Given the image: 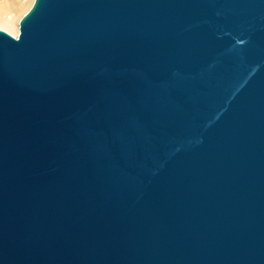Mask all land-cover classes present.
Instances as JSON below:
<instances>
[{
    "label": "water",
    "instance_id": "water-1",
    "mask_svg": "<svg viewBox=\"0 0 264 264\" xmlns=\"http://www.w3.org/2000/svg\"><path fill=\"white\" fill-rule=\"evenodd\" d=\"M0 30V264H264V0H34Z\"/></svg>",
    "mask_w": 264,
    "mask_h": 264
},
{
    "label": "bare ground",
    "instance_id": "bare-ground-1",
    "mask_svg": "<svg viewBox=\"0 0 264 264\" xmlns=\"http://www.w3.org/2000/svg\"><path fill=\"white\" fill-rule=\"evenodd\" d=\"M34 0H0V30L16 37L19 33V17L22 18L33 5Z\"/></svg>",
    "mask_w": 264,
    "mask_h": 264
},
{
    "label": "rangeland",
    "instance_id": "rangeland-1",
    "mask_svg": "<svg viewBox=\"0 0 264 264\" xmlns=\"http://www.w3.org/2000/svg\"><path fill=\"white\" fill-rule=\"evenodd\" d=\"M22 2H26L27 0H21ZM19 21L21 20V18L19 17V19H18Z\"/></svg>",
    "mask_w": 264,
    "mask_h": 264
}]
</instances>
